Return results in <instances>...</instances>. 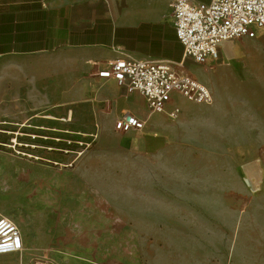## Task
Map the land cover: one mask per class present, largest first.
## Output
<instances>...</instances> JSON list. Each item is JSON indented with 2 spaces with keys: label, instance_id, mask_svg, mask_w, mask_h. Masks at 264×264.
Wrapping results in <instances>:
<instances>
[{
  "label": "crops",
  "instance_id": "obj_1",
  "mask_svg": "<svg viewBox=\"0 0 264 264\" xmlns=\"http://www.w3.org/2000/svg\"><path fill=\"white\" fill-rule=\"evenodd\" d=\"M174 1L0 0V218L23 242L0 264H128L149 248L159 257L161 242L175 264L173 243L202 241L193 227L238 219L256 194L264 132L255 106L216 91L209 104L174 93L151 112L140 91L97 76L107 61L151 59L217 89L185 55ZM127 113L144 126L117 130ZM87 136L96 138L88 150L69 148Z\"/></svg>",
  "mask_w": 264,
  "mask_h": 264
},
{
  "label": "built area",
  "instance_id": "obj_2",
  "mask_svg": "<svg viewBox=\"0 0 264 264\" xmlns=\"http://www.w3.org/2000/svg\"><path fill=\"white\" fill-rule=\"evenodd\" d=\"M176 36L185 55L195 63L216 60L221 46L239 37H254L257 29H264V0H209L193 2L175 0L172 4ZM97 76L114 78L127 90H138L151 112H163L174 93L189 101L211 103V89L192 75L176 70L170 64L151 59H123L107 61ZM179 109L169 112L176 117ZM144 121L132 114H124L115 121L117 130L141 129ZM94 140L95 136H92ZM79 144H83L79 142ZM12 147H15L13 142ZM89 148L90 144H86ZM84 149V148H83ZM22 236L18 226L9 218H0V254L20 252ZM31 264H54L49 257H40Z\"/></svg>",
  "mask_w": 264,
  "mask_h": 264
},
{
  "label": "rangeland",
  "instance_id": "obj_3",
  "mask_svg": "<svg viewBox=\"0 0 264 264\" xmlns=\"http://www.w3.org/2000/svg\"><path fill=\"white\" fill-rule=\"evenodd\" d=\"M260 55H264V29H257L254 37L243 36L229 41L215 61L199 64L204 68L205 76L221 81L217 89L204 83L213 95L215 91L219 92L226 104L233 100L235 105L239 101L242 106L257 108L258 134L264 132V64L259 62ZM87 137L90 139H82V145L77 139L71 140L69 148L75 149L76 145L85 148L87 142L91 147L95 140H92V136ZM16 148L23 152L20 146L16 145ZM30 152L37 154L28 149ZM16 153L21 155L20 152ZM257 154V192L241 204L239 218L224 214L219 220L209 216L207 226L193 227L194 232L198 233L194 237H203V240L173 243L177 250L175 264H264V144H258ZM227 164L209 162L208 168L221 169ZM198 212L205 216V211ZM212 212L209 211L210 214ZM160 247L159 257L156 251L149 248L139 261L128 264H156L155 261L157 264H168V243L161 242ZM88 258L105 264V259Z\"/></svg>",
  "mask_w": 264,
  "mask_h": 264
},
{
  "label": "bare ground",
  "instance_id": "obj_4",
  "mask_svg": "<svg viewBox=\"0 0 264 264\" xmlns=\"http://www.w3.org/2000/svg\"><path fill=\"white\" fill-rule=\"evenodd\" d=\"M226 44H224V45H226ZM259 62L264 64V55L259 56ZM218 73H221V72H218ZM15 144L18 145L19 143L17 141H15Z\"/></svg>",
  "mask_w": 264,
  "mask_h": 264
}]
</instances>
